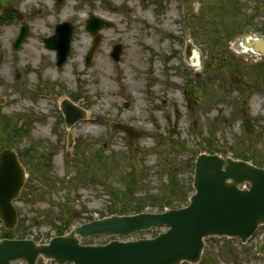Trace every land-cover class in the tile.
<instances>
[{"label": "rangeland", "instance_id": "374dc122", "mask_svg": "<svg viewBox=\"0 0 264 264\" xmlns=\"http://www.w3.org/2000/svg\"><path fill=\"white\" fill-rule=\"evenodd\" d=\"M9 1L22 17L0 25V137L13 134L8 143L26 169L14 206L27 238L46 242L64 219L70 228L138 208L157 212L165 202L185 204L200 153L242 154L264 163V52L245 51L240 42L249 35L264 39V0ZM90 15L110 26L99 31L100 43L85 65ZM63 21L73 25V35L57 67L43 39ZM22 22L29 34L13 51ZM186 39L195 66L184 59ZM115 44L121 45L118 61L110 57ZM65 97L87 110V119L70 128V147L58 108ZM8 232L0 220V239ZM259 240L210 238L199 264H229L220 262L226 245L236 256L233 264H264L254 248ZM36 264L50 262L39 258Z\"/></svg>", "mask_w": 264, "mask_h": 264}, {"label": "water", "instance_id": "95a60500", "mask_svg": "<svg viewBox=\"0 0 264 264\" xmlns=\"http://www.w3.org/2000/svg\"><path fill=\"white\" fill-rule=\"evenodd\" d=\"M60 1V0H59ZM5 8L6 3H2ZM14 14L4 9L0 22L13 18ZM109 23L94 16L89 17L86 30L92 35ZM72 28L69 24L57 26L56 34L44 40L48 48L57 50V65H61L69 52ZM27 33L22 28L14 43L17 48ZM96 35L85 60L88 64L99 42ZM247 46L251 43L246 42ZM192 45L187 44L186 58ZM262 50V49H261ZM120 46L113 47L111 56L118 59ZM1 59V53H0ZM76 106L68 100L62 103L66 125L80 117L73 110ZM80 113V112H79ZM83 114V111L81 112ZM24 182V169L16 153L11 149L0 151V219L6 228H13L16 210L12 200L17 197ZM248 183V189L238 185ZM193 188L189 204L179 209H165L162 213L142 212L133 215H112L93 220L72 228L69 234L53 237L48 244H37L31 239L0 240V264L22 258L27 264H35L38 255L51 263L61 264H179L182 261L195 263L199 260L203 238L211 235L239 237L245 241L258 224H264V169L248 162L230 157L200 154L195 161ZM165 225L168 229L151 239L136 241H110L106 245L81 246L77 235H124ZM264 250V244L260 247Z\"/></svg>", "mask_w": 264, "mask_h": 264}, {"label": "trees", "instance_id": "16d2710c", "mask_svg": "<svg viewBox=\"0 0 264 264\" xmlns=\"http://www.w3.org/2000/svg\"><path fill=\"white\" fill-rule=\"evenodd\" d=\"M254 161L256 162V164L261 165V166L264 164L263 162H261L259 160H256V159H254ZM184 195H186V192H184ZM164 205L171 206L170 204H168L166 202H165ZM138 210H140V208H138L136 211H138ZM20 226H21V222L19 223V226H18V228L16 230L19 233L18 236H20V237L27 236V234L25 233L27 230L24 229L25 227L24 226H21L20 227ZM54 227L58 229L56 234H61V233H63L68 228V220H65L64 219L57 226H54Z\"/></svg>", "mask_w": 264, "mask_h": 264}, {"label": "bare ground", "instance_id": "6f19581e", "mask_svg": "<svg viewBox=\"0 0 264 264\" xmlns=\"http://www.w3.org/2000/svg\"><path fill=\"white\" fill-rule=\"evenodd\" d=\"M63 14H67L66 11H64ZM245 50H249V49H245ZM195 59H196V55H195V53H193V55H192V59H191V61L189 62L192 66H195V65H194V63H195Z\"/></svg>", "mask_w": 264, "mask_h": 264}, {"label": "flooded vegetation", "instance_id": "af4514ba", "mask_svg": "<svg viewBox=\"0 0 264 264\" xmlns=\"http://www.w3.org/2000/svg\"><path fill=\"white\" fill-rule=\"evenodd\" d=\"M259 231H264V228H259V229L257 230V232H259ZM257 250H258V246H257Z\"/></svg>", "mask_w": 264, "mask_h": 264}]
</instances>
